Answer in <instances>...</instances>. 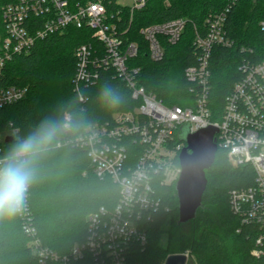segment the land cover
<instances>
[{"label":"trees","instance_id":"16d2710c","mask_svg":"<svg viewBox=\"0 0 264 264\" xmlns=\"http://www.w3.org/2000/svg\"><path fill=\"white\" fill-rule=\"evenodd\" d=\"M14 0H0V37L4 35L2 12ZM72 3L80 0H70ZM119 0H107L109 16L119 25L126 42L138 45V54L130 63L141 68L139 85L145 87L168 106H187L193 96L186 81L185 69L198 62L196 35L205 36L206 20L226 8L225 30L232 47L215 46L210 59L211 120L221 117L227 96L241 78L240 65L245 61L264 60V0H148L141 9L131 11ZM176 19H186L185 30L176 44L161 37L164 58H150L149 45L141 29ZM83 44L102 50L89 29L69 26L65 31L38 41L33 49L11 60L5 67L0 86L27 88L20 101L0 107V132H12L4 155L13 145L33 134L41 124L64 125L55 144L38 164V179L31 186L29 210L34 233L24 229L19 213L0 218V264H59L49 258L40 259L39 249L48 248L59 255L69 254L76 244L86 241L89 217L101 208L111 210L119 201V189L110 179L96 173L87 150L70 142L82 135L90 124H104L115 113L133 110L139 101L115 72L102 70L99 81L84 89L85 104L73 89L77 58L75 52ZM110 86L122 97L115 107L99 98L100 90ZM70 115L66 128L65 115ZM61 143V145H58ZM207 187L196 217L179 222V200L176 186L161 190L164 207L147 224L148 241L137 247L133 260L141 264H165L170 255L189 252L197 264H264L256 257L259 229L243 224L231 211L229 193L233 189L254 184L250 165L233 166L226 152L218 148L213 166L206 171ZM166 241V245L163 242ZM72 264H94L91 255Z\"/></svg>","mask_w":264,"mask_h":264},{"label":"built area","instance_id":"2783aa9c","mask_svg":"<svg viewBox=\"0 0 264 264\" xmlns=\"http://www.w3.org/2000/svg\"><path fill=\"white\" fill-rule=\"evenodd\" d=\"M147 1L132 0L129 7L133 12ZM106 2L14 0L2 12L0 77L11 60L28 54L38 41L74 26L91 30L93 38L102 45L99 51L92 44H83L75 52L73 89L80 103L87 102L84 89L99 81L102 70L114 71L130 89L132 98L139 101L133 110L115 113L112 120L104 124H90L82 135L70 141L87 150L99 178L110 179L118 186L119 201L111 210L103 207L90 215L86 241L76 244L69 254L61 256L48 248L39 249L35 241L34 249L40 259L72 264L91 255L94 264H141L133 260L132 253L147 244V224L153 215L162 209L168 211L161 190L176 186L181 176L179 156L186 143L181 141L180 135L186 125L190 133L208 126L217 127L218 148L226 152L229 162L235 167L250 165L253 168L254 184L231 190L229 203L231 211L243 224L258 227L252 254L264 257V60H245L240 65L241 78L227 96L220 119L212 121V51L215 46L230 48L233 42L225 30L229 8L211 15L206 20V35L197 34L194 41L199 51L198 62L184 72L193 96L191 103L168 106L139 85L141 68L130 63L138 54V45L123 39L124 33L114 17L109 16ZM186 24V19H176L141 29L153 61L159 62L165 56L161 37L176 44ZM260 28L264 34V19ZM26 93L25 87L0 86V107L20 101ZM65 118L68 128L70 115L66 113ZM12 132H0V157L4 156L6 138ZM19 215L24 229L34 233L28 196Z\"/></svg>","mask_w":264,"mask_h":264},{"label":"clouds","instance_id":"9594fccd","mask_svg":"<svg viewBox=\"0 0 264 264\" xmlns=\"http://www.w3.org/2000/svg\"><path fill=\"white\" fill-rule=\"evenodd\" d=\"M102 103L118 106L122 97L105 85L99 93ZM64 125L45 122L27 138L16 142L0 157V218L13 217L25 206L31 186L38 179V164L55 144Z\"/></svg>","mask_w":264,"mask_h":264},{"label":"water","instance_id":"95a60500","mask_svg":"<svg viewBox=\"0 0 264 264\" xmlns=\"http://www.w3.org/2000/svg\"><path fill=\"white\" fill-rule=\"evenodd\" d=\"M217 133L218 128L215 126H208L195 133H190L187 125L182 128L180 139L186 146L179 156L182 172L176 183L180 223L195 218L202 205V197L207 187L206 171L213 166L218 151L215 137ZM12 140L13 136L6 138V142ZM187 261L185 254H175L170 255L165 264H187Z\"/></svg>","mask_w":264,"mask_h":264},{"label":"rangeland","instance_id":"374dc122","mask_svg":"<svg viewBox=\"0 0 264 264\" xmlns=\"http://www.w3.org/2000/svg\"><path fill=\"white\" fill-rule=\"evenodd\" d=\"M119 3L124 6H130L132 5V0H119ZM163 245H166V241L163 242ZM185 255L188 257L187 264H197L196 258L191 255L189 252L185 253Z\"/></svg>","mask_w":264,"mask_h":264}]
</instances>
